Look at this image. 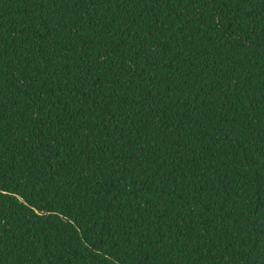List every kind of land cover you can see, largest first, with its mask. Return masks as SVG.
Segmentation results:
<instances>
[{
  "label": "trees",
  "instance_id": "16d2710c",
  "mask_svg": "<svg viewBox=\"0 0 264 264\" xmlns=\"http://www.w3.org/2000/svg\"><path fill=\"white\" fill-rule=\"evenodd\" d=\"M0 264H264V0H0Z\"/></svg>",
  "mask_w": 264,
  "mask_h": 264
}]
</instances>
